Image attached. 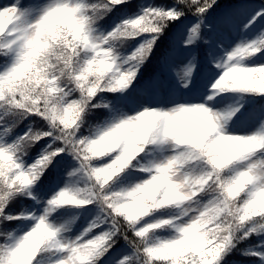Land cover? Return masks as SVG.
<instances>
[{"label":"snow or ice","instance_id":"snow-or-ice-1","mask_svg":"<svg viewBox=\"0 0 264 264\" xmlns=\"http://www.w3.org/2000/svg\"><path fill=\"white\" fill-rule=\"evenodd\" d=\"M134 7L127 0H0V13L15 14L14 23L0 33V264H13L26 234L41 229L49 235L41 241L31 264H42L46 254L54 257L51 264H96L117 241L123 242L117 245L123 251L114 264H222L233 251L258 257L256 264H264V252L259 251L264 248L255 243L241 249L229 238L211 256L200 246L189 247L195 225L187 213L159 207L139 219H126L117 195L125 190V183L143 181L169 162L186 169H207L202 175L211 173L208 183H219L225 191L244 171L253 174L256 187H264V149L231 162L213 160L210 167L203 153L189 149L174 127H162L147 136L143 151L124 172L104 183L101 173L117 153L100 156L94 143L105 131L126 122L125 109L135 114L145 107L173 108L166 105L220 108V93L225 90L212 85L224 68L243 58L230 60L231 56L258 47L259 56L244 65L264 68V0H161L128 15ZM64 12L71 14L74 24L58 19ZM117 13L125 18L110 26ZM97 20L109 43L94 37L92 25ZM258 27L259 34L248 38L244 30L252 32ZM118 39L135 43L131 88L126 94L99 92L92 104L106 96L116 107L85 110L69 124L65 107L83 91L80 85L88 75L104 78L106 62L118 57L114 50L105 53L102 49ZM227 43L235 46L226 48ZM59 48L64 52L58 55ZM69 52L73 61L88 57L91 66L86 71L72 69ZM146 62L151 70L138 81ZM170 78L187 93L183 102L166 98ZM230 89L261 94L264 101V88L258 83ZM238 108L233 105L226 110L233 124ZM229 131L237 135L255 132L264 138V119L253 131L234 127ZM130 139L134 141L135 135ZM143 161H149L150 170H144ZM73 177L85 178L83 186ZM210 195L202 189L193 199L207 200ZM64 199L73 202L64 203ZM92 205L96 214L78 233L66 235L76 218L68 207L51 216L59 206H77L80 212H88ZM249 238H257L255 231L244 241ZM202 239L206 243V237Z\"/></svg>","mask_w":264,"mask_h":264},{"label":"clouds","instance_id":"clouds-1","mask_svg":"<svg viewBox=\"0 0 264 264\" xmlns=\"http://www.w3.org/2000/svg\"><path fill=\"white\" fill-rule=\"evenodd\" d=\"M14 15V13H0V33L14 23ZM58 19L61 22L74 24L68 12L59 14ZM92 27L94 37L102 44L109 43L104 37L98 20ZM73 40L75 41L76 37H73ZM128 43L127 40L118 39L112 41L109 48L102 49L105 53H111L114 50L118 60L106 62V75L103 79L88 75L82 80L80 87L83 91L75 100L68 102L64 110V117L69 124L78 119L85 110L90 111L91 108L101 105L111 106L112 109L116 107L115 101L106 96H101L96 104H92V100L99 92L114 91L126 94L131 88L132 79L129 77L134 78L132 63L135 56L133 51H126ZM258 51V47L245 49L242 53L231 56L230 60L248 57ZM63 52L64 49L59 48L57 54ZM67 55L72 69L80 68L86 71L91 66L86 56H79L73 61L71 52ZM107 64L111 66L108 67ZM117 65H119L118 69ZM58 70L63 71V69ZM65 79L67 80V75ZM68 82L71 83V81ZM250 83H258L264 88V68L246 67L240 59L239 62L231 63L229 67L224 68L212 88L223 91ZM227 108V104L218 109L208 107L207 104L174 105L167 111H160L156 107H145L143 111L135 114L125 109L126 122L105 131L94 142L95 151L100 156L117 153L112 163L101 173L103 182L107 183L124 172L131 165L132 160L143 151L141 145L147 136L162 127H174L177 134L184 137L183 143L189 149L203 153L210 167L213 160L231 162L264 149V138L258 137L255 132L237 135L229 131L231 119L226 116ZM132 135L136 137L134 141L130 139ZM141 164L146 171L152 167L149 161H143ZM202 171L207 169L202 170L200 166L186 169L172 162L165 164L143 181L124 186L125 190L117 193L121 198L120 206L125 209L121 214L126 219L129 217L139 219L152 209L159 207H168L180 214L187 213L192 217L190 224L195 225L188 246H200L210 256L215 255L216 247L229 241V238L239 243L253 231L259 243L264 244V187H256L253 174L244 171L239 180L225 191L221 189L219 183L209 184L211 173L202 175ZM261 175H264V170L261 171ZM197 184L200 186L195 187ZM205 185H207L206 189ZM202 189L212 195L207 200L193 199ZM63 202L72 203L73 201L64 199ZM48 235L46 229L27 233L14 253L13 264H31L41 241ZM204 237H206V243L202 239ZM259 251L264 252V249Z\"/></svg>","mask_w":264,"mask_h":264},{"label":"rangeland","instance_id":"rangeland-1","mask_svg":"<svg viewBox=\"0 0 264 264\" xmlns=\"http://www.w3.org/2000/svg\"><path fill=\"white\" fill-rule=\"evenodd\" d=\"M139 13V12H137ZM135 13V14H137ZM125 18L124 14H119L115 18H113L110 22V26L114 25L115 23H118L120 19ZM109 26V30H110ZM248 38H254L255 35L259 34L260 28L253 30L252 32H249L248 29L244 30ZM136 41H139V37L136 38ZM234 43H227L225 44L226 48H232L234 47ZM135 47V43L132 44V46L128 49H126L127 52H131L132 48ZM258 55L252 56L250 58L243 57L242 63L247 64L249 61L255 59L258 57ZM168 92L166 93L167 99H176L180 100V102H183L182 98L187 97V93L183 92L182 86L179 84V82L175 78L169 79L168 82ZM222 96V100L220 101L221 106L227 104L228 107L233 105H239V108L237 110V113L234 115L233 120L235 123H231V127L236 128L240 131H253L256 127L259 126V122L261 119H264V103L260 107H250L248 109H244L242 106L245 102V97H242L241 94L236 92H226V93H220ZM154 103L156 104H162L163 101L155 100ZM166 106H174V105H166ZM83 177H73L74 182L78 186H83L84 183ZM124 186H127V183H125ZM68 207L71 211L72 215H75V220L72 221V226L69 229V233H66V235H70L73 233H78L84 226L87 225L88 221L92 218L93 215L96 214V207L94 205L90 206L91 210L88 212H80L79 208L77 206H59L57 207L54 212L51 214V216H55L56 212H59L61 208ZM89 207V206H86ZM50 216V220H51ZM54 222V221H53ZM260 247L264 248V244H261ZM123 251V248L118 249L117 252L109 257H107L104 264H114V261L119 258V253ZM54 259V257H51L49 254H46L42 260V264H51V260ZM257 259L248 260V261H241L238 264H256Z\"/></svg>","mask_w":264,"mask_h":264},{"label":"trees","instance_id":"trees-1","mask_svg":"<svg viewBox=\"0 0 264 264\" xmlns=\"http://www.w3.org/2000/svg\"><path fill=\"white\" fill-rule=\"evenodd\" d=\"M127 2L136 5V7H134L131 10H129V12L127 13L128 15H132V14H135L137 12L142 11V9L144 7L158 5L161 2V0H127ZM119 14L120 13H117L116 16H118ZM135 40H136V38H135ZM132 44H134V43H128L127 49L130 48L132 46ZM258 54H259V52L255 53V54H252V55L248 56L247 58H250V57L258 55ZM150 70L151 69H150V67L147 66V62H146V66L141 68L140 75H138L137 80L139 81V80L142 79V77H146L149 74ZM226 92H236V93L241 94L242 97H245L244 98L245 102H244V104L242 106L244 109H248L250 107H260L264 103V101H261V99H260L261 94L242 93L239 90H231V89L225 90L223 93H226ZM24 130H26V129L23 128V127L20 129L21 132H23ZM36 153L37 154L39 153V148L36 149ZM34 158L35 157H33V159ZM20 210L24 211V208L21 207ZM122 243H123L122 241H117V245H121ZM252 243H255L257 245H261L257 238H255V239L249 238V240L240 241L238 243L237 247L243 249V248H245L246 246H248L249 244H252ZM117 245H113V248L109 249L108 253H106L105 256L101 257L100 260H98L96 262V264H104L106 259H107V257L110 256L109 255L110 253H112V255L115 254V253H113V249H117ZM119 249H121V248H119ZM251 259L255 260V259H257V257H248V256L242 255L239 252L233 251V252L229 253L226 256V258L224 259L222 264H238L241 261H248V260H251Z\"/></svg>","mask_w":264,"mask_h":264}]
</instances>
